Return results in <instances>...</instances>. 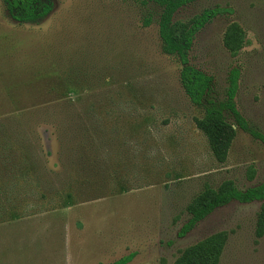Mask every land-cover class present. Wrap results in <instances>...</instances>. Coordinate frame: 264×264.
I'll return each mask as SVG.
<instances>
[{
    "label": "rangeland",
    "instance_id": "1",
    "mask_svg": "<svg viewBox=\"0 0 264 264\" xmlns=\"http://www.w3.org/2000/svg\"><path fill=\"white\" fill-rule=\"evenodd\" d=\"M55 1L34 24L0 0V264H111L132 252L128 264H173L220 231L229 237L219 264H264V200L232 201L181 233L206 186L264 181V145L239 129L217 159L180 62L162 50L160 7ZM215 5L233 11L197 34L191 64L213 76L218 99L239 67L238 107L264 132V0H198L176 22ZM233 23L244 30L238 49L225 42ZM52 228L59 234L44 235Z\"/></svg>",
    "mask_w": 264,
    "mask_h": 264
},
{
    "label": "trees",
    "instance_id": "2",
    "mask_svg": "<svg viewBox=\"0 0 264 264\" xmlns=\"http://www.w3.org/2000/svg\"><path fill=\"white\" fill-rule=\"evenodd\" d=\"M198 0H140L143 6L151 3L160 7L159 35L164 53L174 55L181 64L180 81L184 91L193 104L203 110L204 117L197 121L200 129L207 135L212 152L220 162H225L230 154L238 130H242L264 145V132L253 125L242 113L237 104L242 76L239 67L229 71L228 85L224 99L214 96V78L207 72L191 64L190 53L197 34L216 17L231 13L232 8L215 5L207 7L188 23L176 22V16L184 7ZM10 16L20 23L43 22L56 7L55 0H3ZM152 17L144 19L146 26L151 25ZM244 30L233 23L226 33L225 42L232 49L241 47ZM250 203L264 200V181L247 189L239 188L233 181L224 182L218 189L206 186L188 206L190 219L182 228L184 235L216 209L232 201ZM256 233L264 235V202L258 214ZM229 234L216 232L195 244L183 249L173 264H219ZM136 256L132 252L111 264H128Z\"/></svg>",
    "mask_w": 264,
    "mask_h": 264
},
{
    "label": "crops",
    "instance_id": "3",
    "mask_svg": "<svg viewBox=\"0 0 264 264\" xmlns=\"http://www.w3.org/2000/svg\"><path fill=\"white\" fill-rule=\"evenodd\" d=\"M36 221H37L38 224H48V225L51 224V223L46 222V220H36ZM44 221H45V222H44ZM57 221H58V220H57ZM56 224L61 225V224H62V221H59V222L56 223ZM0 231H2V230H0ZM54 231H55L56 233L59 234V229H57V228H52V229H50V230H47V229H46V231L43 230V233L45 232L44 235H46V236H48V237H51V235L54 234V233H53ZM4 232H5V234H6L7 230L5 229ZM29 233H30V232H28V230H27L26 228H22L21 230H18V233H16L15 235H16L18 238L21 237L22 239H24L23 236L26 235V234H29ZM6 239H9V237L6 238Z\"/></svg>",
    "mask_w": 264,
    "mask_h": 264
}]
</instances>
